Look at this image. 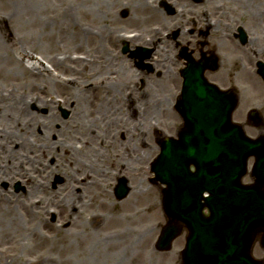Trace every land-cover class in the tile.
I'll use <instances>...</instances> for the list:
<instances>
[{"label": "bare ground", "instance_id": "bare-ground-1", "mask_svg": "<svg viewBox=\"0 0 264 264\" xmlns=\"http://www.w3.org/2000/svg\"><path fill=\"white\" fill-rule=\"evenodd\" d=\"M130 1L126 7L131 6L132 10L135 9L139 14L133 16L132 23L154 22L163 13V10L151 7L148 0ZM175 1L180 11L177 12V16H174L177 18L172 19L177 21L176 26L172 21V28L179 29L184 26L183 19H189V22L195 20L192 17L196 13L188 10L200 13V8L196 9L191 3L182 0ZM211 1L210 4H217L213 8V12L220 16L218 19L224 20L222 19L224 14L221 15L222 1L220 0L221 3L217 2L218 0ZM226 2L229 12L243 9L248 21L264 30V12L258 14L260 9H256L255 0H227ZM98 3L107 6L106 1H98ZM112 5L115 4L112 3ZM202 14L203 11L197 17L200 18ZM204 15L205 12L203 17H205ZM34 20L33 25L41 26L39 31L44 29V21L40 20L37 12L34 14ZM51 20L53 36H59L65 30L69 31L73 26L71 8H66L60 15L54 14L52 18L50 17ZM155 24L153 23L151 27ZM221 25L227 27L221 21L220 25L214 26V31H221ZM81 33L84 39L90 37L89 31L82 29ZM153 33L154 30H150L148 37H143L144 33L134 34L130 37L131 42L144 43L145 45L154 44L158 36H152ZM43 36L44 34L41 35V37ZM98 36L101 39L98 40L99 46L95 56L87 50L82 53L83 56L76 58L66 53L61 60H58L57 57L52 58L48 63L49 66H46L39 60H26L25 58L29 56L28 53L18 52L21 49L16 50L17 44L8 40L0 28V68L11 67L8 75L24 83L23 88L14 91V93L0 91V121L3 124L2 130H0V163L2 164L0 183L3 181L12 183L20 180L28 190L25 198L10 193L5 195L0 191V209H4L2 231L5 235H9L13 227L23 229L22 222L29 217L30 213L34 212L38 216L46 209L48 213L53 210L61 217L59 220L61 228L56 230V233L72 236L71 240L68 236L61 240L53 238L65 244L60 248L61 254L72 250L71 246L80 244V241L84 243V237H87V245L81 251L82 253L80 252V255L83 256L80 258L83 264H95L108 257L117 259L120 264H144L140 253V250H144V246L142 245L143 248L140 249L141 243L137 240L138 235L136 236L132 230L122 228L115 229L108 235H104V233L107 231L106 226L109 225V221L116 220V222L121 221L131 225L138 218L143 217L145 212L154 214L155 217L159 216L156 196L146 185V181L142 179L145 172L139 165L141 153L145 154L149 150L154 152L158 147L151 148L149 146L147 142L149 141L147 139L149 131L140 122V119L149 124L147 127L150 130H157V127L165 124V122L158 123V121L168 118L175 119L174 114L167 108L169 101L166 102V99L155 91L160 87L167 89L170 93V100L174 99L178 77L170 70L165 71L161 80L154 81L150 89L142 93L148 97L146 101L142 100V95L136 99L135 105L131 104L133 99L129 98L134 93L131 85L136 78L145 74L126 70L125 63L120 68L110 63L112 59L107 58L105 45L111 44L105 35L100 33ZM8 37L13 39L14 36L10 32ZM126 38L128 37L126 36ZM250 45L257 47L252 51L254 57L257 58L255 53L259 51L258 41H254ZM85 47H90L89 43ZM166 51V54L158 58L157 62L160 64H157V68L162 67L163 62L168 64L165 61L173 57L175 50L168 49ZM16 54L19 57H16ZM93 63L96 65L94 68H92ZM227 64L225 59L224 70L227 74H231L233 66ZM243 69L247 73L243 71L239 73L241 78L245 79V76L250 75L247 77L249 85L253 89L261 88L259 80L251 79V75L255 79L257 76L249 69L245 67ZM43 80L50 86L49 91L45 88ZM56 95L63 100V104L73 107L71 120L65 123L60 122L58 127L56 119L52 115L41 117L30 110V106L34 104L40 108L48 109L51 114L53 106L58 104ZM138 104L140 105L138 106ZM137 110L140 111L137 123L132 122L133 127L126 133L128 140L121 144L118 137L126 130L124 127L125 116L136 114ZM153 115L156 124H152ZM171 129L173 130V125ZM30 138L33 139V142L30 141ZM118 144H120L119 148H117ZM115 172L120 176L127 177L129 185L132 187L129 197L121 207L122 217L115 215L118 210L111 201L107 183ZM43 174H47L48 177L60 175L64 182L56 191H50L47 183L41 177ZM39 195L40 198H38ZM30 200L31 206L28 204ZM32 202L35 208L32 206ZM15 205L16 207H14ZM142 207L145 210H142ZM46 229L45 226L39 227V230L30 235L35 246L37 244L41 246L51 239V237L45 238L42 235ZM37 256L39 257L35 264H56L57 260L55 261L52 257L43 259L42 255L38 254ZM150 257L153 259L151 264H157L158 256L155 257L149 250L147 260ZM76 258L77 256L73 257V259ZM93 260L96 262H92ZM26 264L32 263L27 262Z\"/></svg>", "mask_w": 264, "mask_h": 264}, {"label": "rangeland", "instance_id": "rangeland-1", "mask_svg": "<svg viewBox=\"0 0 264 264\" xmlns=\"http://www.w3.org/2000/svg\"><path fill=\"white\" fill-rule=\"evenodd\" d=\"M98 1H106L107 6H103V3H98ZM157 1V2H156ZM158 1H167L171 7V10L163 11L160 17L158 19H155L154 22H148L147 24H140V23H132L131 19L133 16L139 15L136 10H132V7H126V4L130 3V0H0V28L7 36L8 40H12L11 42H15L17 44L16 50L21 49V54L24 52V50H31V52L37 56L38 59H40L43 63H49L50 60L54 57H57L58 60H61L65 57L66 53H69L72 55L73 58L81 57L83 56L82 53L87 50L90 52L91 55L95 56V52L97 47L99 46L98 40L99 36L98 34L101 33V35H105L106 39L109 41V43L112 45L107 46L105 49V52L107 51V58H111L110 63L115 64L117 68H120L124 63L126 70H133L136 71L138 74H145L141 77L136 78L134 83H132V88L134 90V93L129 99H133V103L131 104L135 105L136 99L140 98L139 96H142L144 91L150 89L151 85L154 84V81L161 80L160 78L163 76V68L158 69L155 67V65L160 64L158 61V58L161 55L166 54V50H172L177 48V51H174V55H177L178 50L183 51L186 50V44L181 46H177L178 41H181L180 38V31L181 29H174L172 28V23L174 22V25L176 26L177 21L175 20L177 17V10H180L175 0H148L151 7H157ZM180 1V0H178ZM182 1H188L191 2L192 6L196 7L201 6L200 10H204V5L207 3V9L209 10L210 15H206V19L209 21H212L214 25H212L211 28L207 27L205 24H199V26H196L197 30L195 31V34L197 35L195 37L194 42L197 46V51L193 55L196 59H201V51H200V43L205 42L207 39L211 44V49L216 48L217 56L220 57V61H222V64L225 63V59L227 60V65L233 66L234 62L238 64L237 69L240 70V73L245 72L244 69L242 70V67H248L252 68L251 65L256 66V64L259 61H264L262 58V55L264 54V30L262 28H259L255 26L254 24L250 23L247 19V17L244 15V10H233V12H229L227 10V0L221 1L218 0L217 2H220L223 7L222 8V19H218L217 14L213 12V8L215 7V4H210L211 0H182ZM244 1V0H243ZM205 2V4H204ZM109 3V4H108ZM114 3L115 5H112ZM174 3L175 5H173ZM256 4V9H260L259 15L264 12V0H255L254 2ZM125 7H124V6ZM33 7V9H32ZM70 7L73 13V26L72 28L67 31L65 30L63 34L57 36L52 34V20L50 21V17L54 14L60 15L66 8ZM158 8V7H157ZM195 9V8H194ZM31 11H33V14H31ZM255 11V9H254ZM37 12V16L40 18V20L44 21V29L39 31L38 29H41V26L38 24H34V14ZM232 13V14H230ZM216 16V17H214ZM263 16V15H262ZM224 17V18H223ZM230 17V18H229ZM264 18V16H263ZM167 19V20H166ZM173 19V20H172ZM223 21L224 24H226L227 27H223L222 30L214 32L213 28L216 25H220V22ZM173 21V22H172ZM169 22V25H168ZM153 23H156L153 25V28H157L159 32V36L155 39V46L147 47L148 45H145L144 43H132L130 40L129 42V48L130 50H136L138 47H144L149 48L153 50L152 57L149 60H145V67L139 65V60H135L133 58H130V54H123V43L121 41H125V35L132 36L137 33H144L143 37H148L150 30L153 29L151 25ZM219 23V24H218ZM39 27V28H38ZM242 27L248 37L252 38L253 41H258V49L260 56L257 58V60L251 55L250 51L256 50V46L250 45V43H247V46H242L237 39L239 48L235 47L233 44V39L227 38V34L231 35L232 33L237 32L238 28ZM89 31L90 37L88 39H84V36L81 33V30ZM15 37L13 39L8 37L10 32ZM200 31L203 32H209L206 39L203 36L198 35ZM234 31V32H233ZM157 32V31H156ZM154 32V33H156ZM157 32V33H158ZM171 35V37H167V34ZM173 33H178V37L175 39L173 37ZM41 37V35H43ZM81 34V35H80ZM233 38V37H232ZM101 39V38H100ZM187 43L186 41H184ZM83 43V44H82ZM88 43L90 47L88 46ZM86 44L85 46H83ZM81 45V46H80ZM188 45V44H187ZM220 45V46H219ZM190 48V47H189ZM205 48V47H204ZM233 49V50H232ZM189 51V50H188ZM187 51V52H188ZM112 53V54H111ZM190 53V52H189ZM19 54V53H18ZM16 54V57L19 55ZM24 55V54H23ZM101 56H104L101 54ZM193 56V57H194ZM35 57H32V55L29 57L31 60L32 58L35 59ZM262 58V59H261ZM174 61L173 63L168 62L167 66H170V68L174 71V74L178 73V68L183 67L184 65L178 66V68L175 70L173 68V64L176 61V59L173 57ZM172 59V60H173ZM260 59V60H259ZM107 61V60H106ZM163 65L166 66V64L163 62ZM172 65V66H171ZM226 65V64H225ZM128 66V67H127ZM148 66L153 67L151 70L148 68ZM96 67V65L93 63L92 68ZM254 67L252 68L254 70ZM11 67H7V69H1L0 68V91H6V92H12L17 91L19 89H22L24 86V83L20 82L18 79L8 75V71H10ZM249 69V70H250ZM223 69L217 71L214 74L208 73V78L211 82H219L221 85H225L226 83H229L231 81H235L236 85L238 87V95H239V106L237 109L238 111H241L243 116L246 117L247 113L252 109H257L260 111V113L264 117V82L261 79L260 76L252 77V80H259L261 84V88H255L253 89L249 85V79H247L248 76H245V79L241 78V75L239 73L233 74L231 73L230 78L228 77L229 74L225 73ZM232 72V71H231ZM226 74V75H225ZM249 74V73H248ZM246 75V74H245ZM211 76H214L213 78ZM66 78V77H63ZM150 78V80H149ZM225 79V80H223ZM26 82V81H25ZM45 84V88L49 91L50 86L48 83L43 80ZM225 82V83H224ZM179 89V85L177 86ZM156 89V88H155ZM178 91V90H177ZM155 93L161 95L164 99H166V102L169 101V104L173 103V100H170V93L167 89H163L162 87L157 88ZM16 96V94H13ZM150 98V95H148ZM56 101L58 104H55L53 106V112L50 114V111L46 108H40L38 105H31L30 110L37 113L41 117H47L48 115H52L56 119V126L58 127L60 125V122L65 123L69 122L71 118L73 117V107L63 104V100L58 97L57 95ZM147 96L143 95L144 101L147 100ZM135 102V103H134ZM140 104H138L139 106ZM171 106L169 107V109ZM63 111L67 113V117L64 116ZM138 111L136 114L133 115H127L125 116L124 121V127L125 132L123 131L121 136L118 137L119 142L122 144L128 140V135L126 134L128 130L133 127L132 122L137 123V120L139 118ZM172 113V112H171ZM161 114V113H158ZM129 118V120H128ZM158 120V118H157ZM163 120V119H162ZM173 119H165L163 121H158V123L166 122V127H168V130H166V134L164 135V131L162 129H152L148 128L147 126L149 124L145 123L143 119H140V122L148 129L149 136H148V144L151 148L158 147L157 143L160 142L164 136H173L174 132L171 129ZM154 120V115L152 116V124H156ZM169 125V126H168ZM3 124L0 121V130H2ZM155 126V125H154ZM165 126V125H164ZM123 127V128H124ZM160 128H162L160 126ZM57 129V128H56ZM166 129V128H165ZM58 130V129H57ZM96 131V129H95ZM158 131V132H157ZM246 133L251 137H257L259 134V129H254L252 127H245ZM148 133V132H147ZM124 134V137L122 135ZM30 141L33 142V139L30 138ZM120 144L117 145V148H119ZM139 149V146H137ZM160 151L158 149L156 151H147L145 154H140V167L144 169L145 175L142 177L146 181V185L150 188L151 192H153L156 196V204L157 209L159 212V216L155 217L154 214L151 213H144L143 217H140L137 219V221L131 225L125 224L124 222H116L115 221H109V225L106 226V232L104 235H108L110 233H113L115 229H122L127 228L132 230L136 236L137 240L141 243V248L144 246V250H140L141 256L143 257L144 264H151V260H153L151 257L147 260V255L149 253V250L153 253V255L156 257L158 256V262L157 264H179V256L181 252L185 248L186 244V237L187 232H184L181 237H179L173 244L172 250L167 253L159 252L155 249V244L157 241V238L160 234L161 228L166 224L167 220L165 217V214L163 212L162 207V197H163V186L160 184H155L152 182V179L154 178V174L151 171V166L155 159L157 158ZM252 160L249 164V169L251 168ZM2 164L0 163V167ZM47 174H43L41 177H43V180L45 183H47L48 189L50 191H56L59 187L63 184V178L60 175H51L47 176ZM120 178H125L128 182V187L130 189V192L132 190V187L129 185L128 178L125 176H120L117 174V172L113 173L109 180H108V189L111 195V201L114 203L115 207L117 208V212L115 213L116 216L122 217L121 207L123 206L124 202L127 200L124 199L122 201H119L115 196V188L118 184V180ZM243 183L249 184L252 183V179L250 175L246 176L243 180ZM0 191L8 195L9 193L14 196H23L22 198H25V194L28 192L26 185L23 184L22 181L17 180L15 182H8L3 181L0 183ZM130 194V193H129ZM41 196L39 195L38 198ZM29 199H31L29 197ZM28 204L31 206V200L28 202ZM32 206L33 202H32ZM16 207V205L14 206ZM35 208V207H34ZM142 210H145L144 207L141 208ZM47 209L37 216L34 212L29 214V217L24 219L23 229L21 228H15L13 227L12 231L9 235H5L3 233V225L2 223V214L4 213V209H0V263L1 264H26L32 263L35 264L37 262V256L38 254L42 255L41 258H48L52 257L55 259L56 264H83L80 260L83 256L80 254L81 251L84 250L86 247L87 237H84V243L83 241H80V244L78 245H72V250L67 251L65 254L60 253L61 246L65 245L60 241L63 237L68 236L71 240V235H62L57 234L56 230L60 229V216L57 214V212H54L53 210H50V212H46ZM125 224V225H124ZM47 227L46 230L43 231L42 235H44L45 238L51 237L48 241H46L43 245H36L34 244V241H32L31 234H34L36 230H39V227ZM67 229V228H65ZM46 235V236H45ZM53 238H57L60 240H55ZM50 244V245H49ZM143 245V246H142ZM51 246H54L53 248ZM81 252V253H80ZM253 256L257 259L264 260V245L263 247L259 242H257L253 248ZM76 259H73V257H76ZM73 259V261H72ZM146 260V261H145ZM104 261V262H103ZM92 262H96L93 260ZM95 264H120L117 259L113 257H108L105 260H100V262ZM124 264V263H121Z\"/></svg>", "mask_w": 264, "mask_h": 264}, {"label": "water", "instance_id": "water-1", "mask_svg": "<svg viewBox=\"0 0 264 264\" xmlns=\"http://www.w3.org/2000/svg\"><path fill=\"white\" fill-rule=\"evenodd\" d=\"M260 73L264 77V66ZM202 88L196 92L189 90L186 101L191 110L194 104L206 105L205 109L214 105L206 114L213 117L220 115L215 105L221 101L220 105L224 106L221 128L206 134L207 144L200 148L203 155L191 160L196 163L195 175L187 171L190 162L186 163L187 150L183 146L180 160H175L168 146L154 164V181L167 186L165 212L170 219L162 230L157 248L169 250L186 227L189 236L183 253L184 264H263L255 261L250 252L256 235L264 231V139H248L239 126L231 124L235 108L233 97L209 95L210 87L206 84ZM190 117L191 114L187 120H191ZM193 150L189 147V155L193 156ZM250 156L256 157V181L243 186L241 179L246 174ZM206 191L210 197L204 201ZM128 194L127 181L122 179L116 196L122 200ZM205 207L210 211L209 218L202 215Z\"/></svg>", "mask_w": 264, "mask_h": 264}, {"label": "flooded vegetation", "instance_id": "flooded-vegetation-1", "mask_svg": "<svg viewBox=\"0 0 264 264\" xmlns=\"http://www.w3.org/2000/svg\"><path fill=\"white\" fill-rule=\"evenodd\" d=\"M194 26H195V23H194ZM197 30V28H195V27H193V28H191V29H189L187 32H184L183 30H181L180 31V33H179V35H180V40L181 41H178V44H177V46H183V45H185L186 44V54L187 55H189L191 58H193V59H195V60H199V59H196L195 58V56L193 55L194 53H196V51H197V46L198 45H196L194 42H192L193 40H195V37L197 36L196 34H195V31ZM208 34H209V32H203V31H200L199 32V34L198 35H200V36H203V37H205V39L207 38V37H209L208 36ZM177 37H178V35H177ZM176 37V38H177ZM186 39H187V43L186 42H184V41H186ZM183 43H185V44H183ZM188 44V45H187ZM220 46V45H219ZM190 47V48H189ZM205 47V48H204ZM200 51H201V59H206V58H209V57H211V56H213V55H217V51H216V48H212L211 49V44H210V42L206 39L205 40V42H203V43H200ZM189 50V51H188ZM179 51V50H178ZM188 51V52H187ZM179 52H181V51H179ZM190 52V53H189ZM178 55V57H180V59H181V54L180 53H178L177 54ZM194 56V57H193ZM182 65H184V63L182 62ZM184 67V66H183ZM183 67H181V68H183ZM237 67H238V64H236V62H234V65H233V70H232V72L231 73H233V74H236V73H240V70H238L237 69ZM221 69H223L224 70V67L221 65V61H220V59L218 58V64H217V67L215 68V69H212V70H208L206 73H205V76L208 78V73H210L211 75L212 74H214V73H216L217 71H219L220 70V73H221ZM225 71V70H224ZM226 73V72H225ZM227 74V73H226ZM225 74V75H226ZM175 75H176V73H175ZM177 76V75H176ZM230 76H231V74H229L228 75V77L230 78ZM178 85H179V88L181 87V74H180V72L178 73ZM212 78L214 77V76H211ZM209 79V78H208ZM223 80H225V79H223ZM212 83H214V84H216V85H218L220 88H222V89H232V90H234V91H236V82L235 81H231V82H229V83H226L225 85H221L219 82H212ZM225 83V82H224ZM177 85V86H178ZM177 90H179L177 87H176V91H175V96L177 95ZM180 91V90H179ZM178 95H179V92H178ZM176 96V98H175V102L177 103V98L179 97V96ZM174 96V97H175ZM175 102H174V105H173V113H174V116H175V119H174V124H173V131H175L174 132V138L175 139H179V135L181 134V132L183 131V129H184V122H183V119H182V117H181V115H180V112H179V110H178V108H177V104L175 105ZM234 119H235V122H237V123H243L244 122V119H243V114L241 113V112H239V111H237V112H235V115H234ZM251 124H253L252 122H251ZM254 125V124H253ZM262 126H264V122L263 123H261V125L259 126V127H262Z\"/></svg>", "mask_w": 264, "mask_h": 264}]
</instances>
